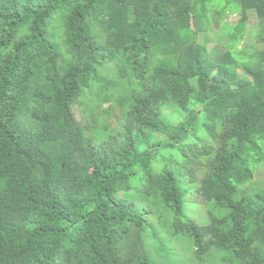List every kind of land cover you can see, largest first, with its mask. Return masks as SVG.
<instances>
[{"label": "trees", "instance_id": "obj_1", "mask_svg": "<svg viewBox=\"0 0 264 264\" xmlns=\"http://www.w3.org/2000/svg\"><path fill=\"white\" fill-rule=\"evenodd\" d=\"M253 13L263 49H239ZM263 163L264 0H0V264H150L136 201L198 256L264 264Z\"/></svg>", "mask_w": 264, "mask_h": 264}, {"label": "rangeland", "instance_id": "obj_2", "mask_svg": "<svg viewBox=\"0 0 264 264\" xmlns=\"http://www.w3.org/2000/svg\"><path fill=\"white\" fill-rule=\"evenodd\" d=\"M241 18L242 16L240 15H213L211 24L205 25L206 32H200L199 40L201 42L206 41L209 52L213 50L225 52L230 48L231 37L227 33L222 32V30L224 26L233 29ZM248 23L247 35L244 42L238 45L239 49L244 46H255L256 49L262 50L263 44H261V33L259 31L260 19L253 13ZM220 33H224V39H220ZM110 91H115V99H117L120 87H114L111 84ZM96 95L99 94L96 93ZM86 102V100H83L82 104L76 109V114L82 125L89 128L93 125V120L87 116V111L84 110ZM110 107V103H103V110H108ZM116 111V116H121L122 112L120 110ZM180 119V117L169 115V120L175 123L180 121ZM253 190H264V163L257 169ZM189 200L191 203L185 200V222H195L198 226H206L209 225V213L215 216L219 215L211 204L203 203L197 193L189 197ZM135 204L146 220L144 248L150 264H223L224 259L232 257L231 252L218 251L214 248L210 249L207 254L198 256L194 239L190 234L180 233L173 235L172 231L169 230L170 222L167 219H170V216L165 218L158 209L154 208L153 212L148 215L145 214V210L153 205L152 201L143 204L140 201H136Z\"/></svg>", "mask_w": 264, "mask_h": 264}]
</instances>
